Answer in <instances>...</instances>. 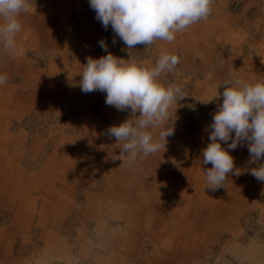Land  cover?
I'll return each instance as SVG.
<instances>
[{
  "label": "crops",
  "instance_id": "1",
  "mask_svg": "<svg viewBox=\"0 0 264 264\" xmlns=\"http://www.w3.org/2000/svg\"><path fill=\"white\" fill-rule=\"evenodd\" d=\"M19 19L23 28L16 39L24 54L14 57L4 53L0 46V73L8 76L7 83L0 85V126L34 107L44 109L46 103L57 104L56 89L34 69L42 66L50 70L75 59L74 73L79 84L87 58H100L108 52L120 58L122 52L130 50L115 36L110 25L105 29L96 19L89 0H35V12L23 14ZM101 39L107 44V52L99 44ZM162 48L180 57L174 74L176 79L186 80H175L174 84L183 88L189 85L188 96L197 102H207L218 84L235 77L250 82L264 80V1L215 0L207 20L178 33L171 44L156 41L144 47L141 57L156 54L158 58ZM29 51L34 60L26 58L25 52ZM40 57L43 62L35 60ZM141 61L147 66L154 64L152 58ZM16 71L23 74L20 85L9 82ZM161 76L159 80L165 83ZM217 91L222 93L223 88ZM76 94V106L80 112L85 111L82 118L78 115L74 119L78 132L50 133V137L54 134L52 148L38 168L20 164L21 138L6 134L2 140L0 136V219L3 213H10L8 221L0 226V255H8L14 229H28L34 218L43 222L63 217L70 207L73 190L65 181L74 174L76 183L82 187L97 188L98 182L100 187L98 192L85 194L82 218L120 223L118 230L101 226L102 231L111 234L107 255H116L113 249L125 255L143 251L138 242L144 233L152 244L165 239L162 243L165 252L154 254L158 264H190L202 256L190 253L203 254L229 217L247 206L246 190L237 184V175L229 174L224 187L215 191L206 187L205 172L211 164L204 165L201 161L202 151L210 143L211 123L185 121L177 102L178 106L170 109L174 134L166 138L165 150L129 164L127 159L122 162L111 158L120 154L121 143L107 135L106 130L131 118L130 110L120 111L105 103L99 109L100 114L95 115L90 111L95 91L84 93L78 87ZM166 124L170 125L171 120ZM160 130H152L157 138ZM222 147L227 149L223 143ZM246 148L243 143L235 150L227 149L239 171ZM93 171L99 175V181L93 178ZM258 190V197L252 201L254 207L264 203V189ZM215 228L218 229L214 232ZM184 237L185 249L179 246ZM250 245L254 248L259 243L252 240ZM151 252L144 249V255Z\"/></svg>",
  "mask_w": 264,
  "mask_h": 264
},
{
  "label": "clouds",
  "instance_id": "2",
  "mask_svg": "<svg viewBox=\"0 0 264 264\" xmlns=\"http://www.w3.org/2000/svg\"><path fill=\"white\" fill-rule=\"evenodd\" d=\"M214 4L215 0H89L96 19L105 29L110 25L128 50L156 41L173 43L178 33L207 20ZM29 12H35V0H0V46L4 53L14 57L24 54L16 37L23 28L19 17ZM99 44L107 52L105 40L101 39ZM179 63L180 57L166 48L160 50L151 66L132 58L130 53L128 59L110 52L100 58H87L78 85L81 91L104 92L106 105L130 110L131 118L106 130L107 135L121 143L120 154H113V160L127 159L133 164L139 157L147 158L165 150L166 138L174 134L170 109L187 94L182 85L165 84L159 77L175 71ZM7 81V74L0 73V85ZM220 87L222 93L217 91ZM221 96L222 103L209 126L210 143L202 151L201 163L211 164L205 172L206 187L211 191L224 187L229 174L240 175L227 149L235 150L246 143L253 162L264 159V80L250 82L235 77L224 81L216 86L207 102ZM169 120L170 125L166 124ZM156 128H161L158 138L152 131ZM250 171L264 182V163Z\"/></svg>",
  "mask_w": 264,
  "mask_h": 264
},
{
  "label": "rangeland",
  "instance_id": "3",
  "mask_svg": "<svg viewBox=\"0 0 264 264\" xmlns=\"http://www.w3.org/2000/svg\"><path fill=\"white\" fill-rule=\"evenodd\" d=\"M135 48L138 50L130 49L131 52L129 50L132 58L140 61L143 58H152L154 63L157 60L156 54L141 57L145 50L143 45H137ZM129 53L122 52L120 58L128 59ZM25 56L34 60L30 51L25 52ZM35 60L43 62V57ZM74 67H76L75 59H69L64 65L53 67L50 70L42 66L38 70L34 69V72L42 79L49 80L52 89H56L57 104L46 103L44 109L34 107L17 118L9 119L8 124L0 126L2 140H5L4 135L6 134H12L15 139L21 138L19 143L21 165L38 168L52 148L50 145L54 134L78 132V129L74 127V119L78 115L82 118L85 111L80 112L82 110L75 104L79 84L76 82L78 75L74 73ZM175 71L162 74L161 78L166 84H174L175 80L181 79V77L176 79ZM21 79H23V74L21 71H16L11 74L9 82L20 85ZM182 79L186 80V78ZM188 89L189 85L184 90L187 96L178 101L184 120L193 119L197 122L202 120L204 123H211L213 114L218 110V105L222 103V98L205 103L197 102L189 98ZM105 99L106 93L95 91V101L90 105L91 113L99 115V109L105 104ZM52 132L55 133L50 137ZM242 160L237 184L246 190L245 204L247 206L236 216L229 217L223 230L217 231V237L207 246L203 254L190 253V255H202L190 264H264V203L259 207H254L252 204L253 199L258 197V189H264V182L257 180L250 171L260 163H264V159L253 162L247 146ZM72 175L73 177L65 181L73 186V190L70 207L63 217L58 221L44 220L43 222H37L34 218L28 229H14L7 247L8 255H0V262L4 264H158L159 260L154 254L157 251L165 252L162 245L165 239L160 238L152 244L147 241L144 233L138 242V247L143 251H138L136 255H125L116 249H113L116 255L106 254V249H110L108 242L111 234L107 235L101 230V226L107 225L118 230L120 223L84 220L81 211L85 206V194L98 192L99 182L97 188H84L76 183L74 174ZM92 176L99 181L97 179L99 175L95 171L92 172ZM261 215L263 219L262 217L260 219ZM9 216V212L3 213L0 226L3 225V221H5L4 224L8 221ZM217 229L215 228L214 232ZM48 234L51 235L48 236ZM252 240L257 241L259 245L253 248L250 245ZM180 242L179 246H184L185 249V237ZM144 249L152 251L151 255H144ZM167 252H171L170 248ZM162 258L165 263V258Z\"/></svg>",
  "mask_w": 264,
  "mask_h": 264
},
{
  "label": "built area",
  "instance_id": "4",
  "mask_svg": "<svg viewBox=\"0 0 264 264\" xmlns=\"http://www.w3.org/2000/svg\"><path fill=\"white\" fill-rule=\"evenodd\" d=\"M258 1H264V0H258Z\"/></svg>",
  "mask_w": 264,
  "mask_h": 264
}]
</instances>
